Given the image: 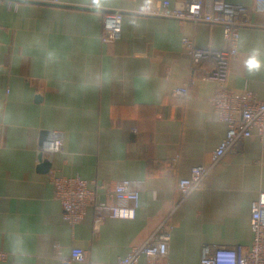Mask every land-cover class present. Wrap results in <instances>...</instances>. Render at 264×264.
<instances>
[{
  "label": "crops",
  "instance_id": "obj_1",
  "mask_svg": "<svg viewBox=\"0 0 264 264\" xmlns=\"http://www.w3.org/2000/svg\"><path fill=\"white\" fill-rule=\"evenodd\" d=\"M150 1L180 0H0V250L8 253L0 264H86L62 261L73 247L113 264L165 229L163 264H200L205 244H252L264 145L251 136L213 162L227 127L212 105V64L195 66L182 47L189 36L224 48L223 26L136 12ZM228 1L257 7L240 29L228 85L264 99V0ZM115 9L122 32L107 43L103 14ZM181 86L185 95L175 92ZM54 131L63 143L50 169L91 187L130 179L140 190L134 218L95 226L89 209L75 227L64 220L38 156ZM199 165L210 167L207 182L183 195L180 180Z\"/></svg>",
  "mask_w": 264,
  "mask_h": 264
},
{
  "label": "built area",
  "instance_id": "obj_2",
  "mask_svg": "<svg viewBox=\"0 0 264 264\" xmlns=\"http://www.w3.org/2000/svg\"><path fill=\"white\" fill-rule=\"evenodd\" d=\"M58 2V0H47ZM261 1V0H257ZM243 3L228 0H180L174 6L167 1L145 2L137 13L152 16L177 18L181 21L220 24L224 29V48L198 45L192 37L184 36L182 47L195 66L205 62L212 64L205 71L206 79L216 83L212 95V105L220 120L226 124V134L213 153V162H218L229 150L239 151L245 141L256 136L264 145V99L253 91L236 90L228 85L230 65L238 54L240 29L251 25L252 11ZM124 12L120 9L107 10L103 14L104 42H113L121 36ZM193 80H190L191 83ZM185 95L187 86L175 89ZM53 139L47 140L39 148V163L50 160L51 153L61 150L62 137L59 131L52 132ZM49 157V159L47 157ZM50 179L54 185L55 197L61 203L63 218L71 226L81 223L89 209L94 211L95 226L106 217L134 218L139 205L140 190L130 179H123L102 186L91 187L89 181L79 175H64L50 169ZM210 174L209 166H195L189 177L179 182L183 195L203 188ZM252 244L247 248L239 246L205 244L200 264H264V190H261L251 205ZM170 233L168 229L156 231L141 245L119 257L113 264H140L146 257V264H163L169 256ZM7 252L0 250V257ZM63 262H85L98 264L88 256L87 249L73 247L68 256H61Z\"/></svg>",
  "mask_w": 264,
  "mask_h": 264
},
{
  "label": "water",
  "instance_id": "obj_3",
  "mask_svg": "<svg viewBox=\"0 0 264 264\" xmlns=\"http://www.w3.org/2000/svg\"><path fill=\"white\" fill-rule=\"evenodd\" d=\"M48 133V131H44V134H43V137H42V140L45 139L46 137V134ZM50 167H51V161L50 160H45L44 162L41 163L40 165V168L42 170H50ZM49 168V169H48Z\"/></svg>",
  "mask_w": 264,
  "mask_h": 264
}]
</instances>
